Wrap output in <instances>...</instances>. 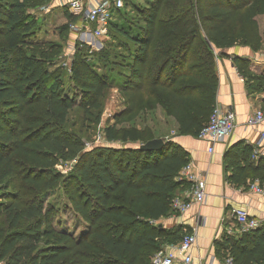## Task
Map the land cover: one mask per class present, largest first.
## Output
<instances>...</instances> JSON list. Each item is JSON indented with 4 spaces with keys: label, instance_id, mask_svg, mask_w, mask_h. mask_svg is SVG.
Here are the masks:
<instances>
[{
    "label": "trees",
    "instance_id": "16d2710c",
    "mask_svg": "<svg viewBox=\"0 0 264 264\" xmlns=\"http://www.w3.org/2000/svg\"><path fill=\"white\" fill-rule=\"evenodd\" d=\"M44 1L0 0V261L150 264L156 251L183 236L156 221L174 213L173 198L188 187L179 172L189 158L172 138L131 124L141 113L159 109L175 122L176 135L197 136L217 104L216 56H228L227 50L240 45L258 50L253 15L264 13V0H151L135 28L130 22L119 28L114 16L123 9L118 10L108 27L125 37L127 55L117 61L118 53L110 59L111 51L95 53L74 42L66 77L80 90L78 101L66 95L65 70L53 65L70 23L79 17L65 4L62 41H37L36 12ZM235 16L244 24L236 35L228 26ZM95 61L121 69L114 75L121 77L124 107L104 129L106 139L121 146L86 152L79 132L69 126L79 112L96 119L102 112L111 84L107 72L96 71ZM233 63L264 87V77L252 74L246 59L235 55ZM154 138L163 139L160 149L140 148ZM251 150L237 153L236 161L226 154V169L245 170L264 182V156L252 162ZM73 156L77 163L65 178L53 172L59 161ZM60 182L88 224L77 237L54 228L51 208L41 200L43 190ZM214 247L222 260L230 256L234 264H264V226L238 236L224 234Z\"/></svg>",
    "mask_w": 264,
    "mask_h": 264
},
{
    "label": "crops",
    "instance_id": "0c3cea01",
    "mask_svg": "<svg viewBox=\"0 0 264 264\" xmlns=\"http://www.w3.org/2000/svg\"><path fill=\"white\" fill-rule=\"evenodd\" d=\"M36 15L41 21L40 27L45 28L50 16H45L39 11ZM89 28L92 29L93 25ZM73 35L75 37L76 34ZM227 54L229 55L225 57H216L217 104L234 110L237 126L231 136L214 144L212 153L208 152L209 144L205 140L197 136L176 135L175 132L172 140L187 151L189 161L204 175L206 197L202 204H193L184 212L174 211L156 221L159 227L169 232L181 236H196L191 248L194 264H222L224 259L216 254L215 242L220 241L224 234L238 236L246 231L236 222L232 214L233 209H246L251 218L258 219L260 226H264V197L246 188L248 183L250 185L258 179H251L250 175L245 174V170L234 173L232 169H226V154H229V160L236 161L239 158L237 153L251 148L259 152L256 158L247 153L250 154L248 157L252 162L264 156V145L259 142L258 137L260 126L248 128L245 123L248 114L257 109H264L263 82L260 85L258 79L240 73L233 63L235 55L243 57L248 61L251 73L264 77V56L253 55L250 50L248 52L243 48L228 51ZM234 151H237L236 155ZM239 164L243 166L241 162ZM185 189L183 188L179 195L183 196Z\"/></svg>",
    "mask_w": 264,
    "mask_h": 264
},
{
    "label": "rangeland",
    "instance_id": "374dc122",
    "mask_svg": "<svg viewBox=\"0 0 264 264\" xmlns=\"http://www.w3.org/2000/svg\"><path fill=\"white\" fill-rule=\"evenodd\" d=\"M67 0H45V3L42 7L38 8L39 12L43 15L50 16L48 18V23L45 28H41L39 34L36 36V40L40 42L52 41L59 42L62 39L59 37L60 27L65 25L67 20L64 16L63 8ZM151 5V0H125L123 10L121 11L119 17L117 14L114 16L117 21L120 20L119 28L128 25V22L131 24H136L133 27L135 28L140 24L139 14L143 12L144 9L148 8ZM32 11V10H31ZM51 18V19H50ZM253 18L256 20L259 29L260 35V47L257 51L250 50L247 46H235L227 52L236 50V49H246L254 53L253 55L264 56V13H255ZM41 19V16H40ZM113 20V19H112ZM116 22V21H115ZM228 26L233 30L239 32L243 28V17L235 16ZM41 24V21H40ZM45 24V23H44ZM112 26H109L104 31L103 35L98 37L89 38L86 36H79L77 39L69 32L68 36L65 35V39L61 42V53L53 66H60L65 70V92L68 97L76 96V101L81 99L80 90L68 81L67 74L69 72V66L71 62V57L73 55L74 42L78 40L81 43L87 44L93 52H99L103 50L107 53L110 52V59L114 58L115 53H118V58L121 59L123 56L127 55L126 51L123 48V44L126 43L125 37L120 34L117 30L113 29ZM66 33V32H64ZM68 37V38H67ZM72 37V39L70 38ZM229 55V54H228ZM217 58L219 56H216ZM95 69L98 72L104 70L109 75L110 88L106 91V97L103 103V109L98 117L95 118V114L90 116H85L81 112L76 114V116L71 117L69 128L73 131L79 132L81 140L83 142V150L90 151L91 149L103 145V146H121L117 144L118 142L108 141L105 137L104 129L114 123L113 116L115 113L119 112L123 107V99L120 93L118 82H120L121 77L114 75L115 73L121 72V69L118 65H102L99 62L95 61ZM114 62V61H112ZM103 72V71H102ZM253 73V72H252ZM254 74V73H253ZM116 76V77H115ZM122 77L124 75H121ZM256 76V74H255ZM147 113V116L145 114ZM145 114L141 113L139 117L135 118L131 125L142 128L143 126L150 127L155 133L163 134L165 138H173L176 132V124L172 121L171 118L164 115L162 111L156 109L152 112H146ZM126 126L125 124H122ZM135 146L136 144H127L126 146ZM77 163V156H73L71 159L62 162L59 161L54 167L53 172L55 174L62 175V178H65L69 173H71ZM259 181V180H258ZM251 182V181H250ZM260 185L264 186V182L259 181ZM249 184V183H248ZM246 185L247 189L249 185ZM64 183L60 182L58 186L50 189H45L42 191L41 200L45 208H51L53 219L52 223L55 229L63 232H67L72 236H79L81 233L86 232L88 229V224L82 220L80 215L73 209L69 197L66 194L64 188ZM0 264H5L3 261H0Z\"/></svg>",
    "mask_w": 264,
    "mask_h": 264
},
{
    "label": "built area",
    "instance_id": "2783aa9c",
    "mask_svg": "<svg viewBox=\"0 0 264 264\" xmlns=\"http://www.w3.org/2000/svg\"><path fill=\"white\" fill-rule=\"evenodd\" d=\"M69 11L78 16L77 22L70 23V29L79 36L100 37L112 21L114 13L123 9L125 0H68ZM93 25L90 29L89 26ZM248 128H257L259 142L264 145V109H257L248 114L246 118ZM237 126L236 113L230 108L221 107L216 104L209 117L208 123L198 132L197 138L208 142V152L212 153L214 144L223 142L231 136ZM259 152L253 150L252 157L256 158ZM179 178L188 183L183 196L178 195L172 200V208L175 212H184L193 204H202L205 201V178L196 169L191 161L185 164L180 172ZM251 191L264 197V186L258 181L251 182ZM232 214L236 222L245 230L255 229L261 222L251 218L244 208H235ZM196 241L194 234H185L177 243L166 244L156 251L151 258L150 264H194L191 248ZM222 264H234L232 257L228 256Z\"/></svg>",
    "mask_w": 264,
    "mask_h": 264
},
{
    "label": "water",
    "instance_id": "95a60500",
    "mask_svg": "<svg viewBox=\"0 0 264 264\" xmlns=\"http://www.w3.org/2000/svg\"><path fill=\"white\" fill-rule=\"evenodd\" d=\"M163 143L162 138H154L142 144L140 148L143 150H157L163 146Z\"/></svg>",
    "mask_w": 264,
    "mask_h": 264
}]
</instances>
